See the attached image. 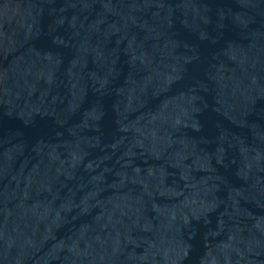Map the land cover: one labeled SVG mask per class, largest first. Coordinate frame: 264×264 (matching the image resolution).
Masks as SVG:
<instances>
[{
  "label": "water",
  "instance_id": "water-1",
  "mask_svg": "<svg viewBox=\"0 0 264 264\" xmlns=\"http://www.w3.org/2000/svg\"><path fill=\"white\" fill-rule=\"evenodd\" d=\"M0 264H264V0H0Z\"/></svg>",
  "mask_w": 264,
  "mask_h": 264
}]
</instances>
